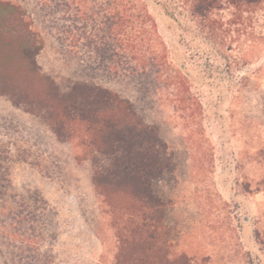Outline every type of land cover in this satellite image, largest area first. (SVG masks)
I'll return each instance as SVG.
<instances>
[{
    "label": "rangeland",
    "instance_id": "obj_1",
    "mask_svg": "<svg viewBox=\"0 0 264 264\" xmlns=\"http://www.w3.org/2000/svg\"><path fill=\"white\" fill-rule=\"evenodd\" d=\"M149 12L172 71L183 68L189 111L162 91L146 108L130 85L79 69L47 33L36 63L63 90L87 82L131 99L158 128L167 158L153 161L152 188L171 258L264 264V48L208 37L179 0H151ZM82 96L74 102L86 122L65 115L60 128L71 133L59 141L44 111L31 115L0 92V264H113L118 228L142 206L139 193L112 186L123 171L85 142L109 105Z\"/></svg>",
    "mask_w": 264,
    "mask_h": 264
},
{
    "label": "trees",
    "instance_id": "obj_2",
    "mask_svg": "<svg viewBox=\"0 0 264 264\" xmlns=\"http://www.w3.org/2000/svg\"><path fill=\"white\" fill-rule=\"evenodd\" d=\"M150 1L0 0V92L11 102L24 105L31 115L44 111L46 123L59 141L66 139L63 134L71 133L60 128L65 115L73 113L79 122H86L85 113L75 108L79 93L85 94L81 98L93 100H89L93 105L99 99L108 104L99 122L86 126L91 135L85 142L123 171L112 185L119 193L143 196L138 212L118 228L113 264H196L185 254L171 258L164 240L166 219L156 214L157 209L163 211L164 204L152 188L160 173L157 177L152 168L154 160L167 158V145L158 128L144 121L145 110L138 112L131 99L96 84L76 83L63 90L36 63L44 47L42 33H47L79 69L105 82L130 85L146 108L152 107L149 99L162 91L189 111L194 100L182 77L183 68L172 71L170 54L149 12ZM179 1L208 37L232 40L239 50L243 46L264 48V0ZM93 177L94 188L106 202L108 192L97 182L104 178L103 172L96 170ZM44 213L47 216L49 211Z\"/></svg>",
    "mask_w": 264,
    "mask_h": 264
}]
</instances>
